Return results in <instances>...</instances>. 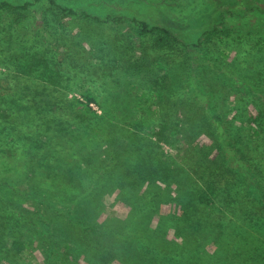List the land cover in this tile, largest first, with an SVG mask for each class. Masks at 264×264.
<instances>
[{
	"label": "trees",
	"instance_id": "obj_1",
	"mask_svg": "<svg viewBox=\"0 0 264 264\" xmlns=\"http://www.w3.org/2000/svg\"><path fill=\"white\" fill-rule=\"evenodd\" d=\"M168 1L145 5L142 0L139 12L131 13L141 36L152 39L167 63L186 65L185 84L154 108L167 120L185 122L182 126L192 134L199 130L197 137L204 135L210 143H200V152L177 163L157 141H131L136 153L131 168L120 165L113 149L101 169L88 170L92 152L83 151L82 137L93 135L92 141L101 143L111 133L93 125L103 117L90 106L103 108L98 99L88 91L69 98L58 83L40 81L34 75L41 61H29L27 72L25 64L14 70L4 65L0 240L13 232L20 238L26 234L41 264H264V0ZM12 7L0 3L2 11ZM203 14L208 15L205 22L191 23ZM99 16L93 17L102 20ZM223 50L230 55L223 56ZM41 57L47 64L62 58L52 46ZM78 124L87 129L75 135ZM142 124L140 131L147 120ZM29 156L39 162L40 174L47 173L42 182L51 175L69 181L47 186L32 179V167L27 181L17 186L10 179L21 171L16 160ZM221 162L225 174L216 170ZM209 164L211 177L200 181L195 171ZM123 169L131 182L119 180ZM125 187L131 188V212L125 218L102 221L94 215L103 194ZM7 251L0 245V256L8 257Z\"/></svg>",
	"mask_w": 264,
	"mask_h": 264
},
{
	"label": "rangeland",
	"instance_id": "obj_2",
	"mask_svg": "<svg viewBox=\"0 0 264 264\" xmlns=\"http://www.w3.org/2000/svg\"><path fill=\"white\" fill-rule=\"evenodd\" d=\"M2 1L13 7L7 11L0 10V61L3 62L0 70L5 71L7 67L14 70L25 64L22 68L27 72L29 61H41L35 68L37 71L34 76L37 79L42 82L45 80L52 86L58 83L64 90H68L69 98H81V92L88 91L102 105L103 108L96 104L90 105L92 110L103 116L93 125L102 129V132L106 129L111 133L110 136H104L101 143L92 141L93 135L82 137L81 142L85 145L83 147L81 144V148L83 147L87 156L89 151L92 152L90 165L86 158L88 170L101 169L110 161L113 149L115 155H119L120 165L131 168L136 155L131 152V141H157L170 161L177 163L187 158V155L192 156L193 152H200L198 150L201 149H196L200 143H210L204 135L197 137L199 130L192 134L186 130V124L185 127L182 126L185 122L176 120L177 117L175 120H167L160 113V108H154L165 101V94L185 84L183 76L186 65L167 63L153 48L152 39L142 37L139 27L131 22V13L139 12L142 0H135L133 3L131 0H0V3ZM26 2L31 3L27 10L20 7ZM143 2L148 5L150 0ZM68 9L75 13H70ZM98 15L102 20H95L93 16ZM119 17L121 22L113 21ZM207 17V14L197 16L191 19V23H203ZM167 23L173 25L171 22ZM194 27L200 29L204 26ZM48 46L60 51L62 58L59 62L51 60L47 64L42 59ZM221 53L223 56L230 55L226 50ZM18 62L20 63L16 67ZM161 63L168 66L167 71ZM136 118L138 119L135 121ZM144 119L147 124L145 130L140 131V126L144 129ZM85 129V124H78L72 131L75 135H80ZM125 137L130 139L128 144L123 143ZM195 160L191 159V162L195 164ZM16 162L21 171L10 179L15 180L17 186L27 181V170L32 167L35 169L32 179L36 177L47 186L51 182L61 183L63 178L68 180L67 177L51 175L50 181L42 182V179L47 178V173L42 175L38 172L39 162H33L31 156L23 160L19 157ZM46 164L49 166V163ZM225 165L224 162L219 163L217 172L225 174ZM212 167L209 164L206 169H198L195 177L200 181L204 178L209 180ZM77 171L80 173L85 169ZM213 171L215 170L211 172ZM122 172L124 179L118 176L119 180L131 182V175H126L124 169ZM63 184L73 194L78 193V189L71 183ZM95 211L94 215L100 216L102 221L116 216L125 218L131 212V188H116L103 194ZM20 235L21 233L13 232L7 240H0V245L9 250L8 257L0 256V264H41L42 258L33 248L32 239L29 240L26 234H22L21 238Z\"/></svg>",
	"mask_w": 264,
	"mask_h": 264
},
{
	"label": "built area",
	"instance_id": "obj_3",
	"mask_svg": "<svg viewBox=\"0 0 264 264\" xmlns=\"http://www.w3.org/2000/svg\"><path fill=\"white\" fill-rule=\"evenodd\" d=\"M91 106H93L94 104H90Z\"/></svg>",
	"mask_w": 264,
	"mask_h": 264
}]
</instances>
